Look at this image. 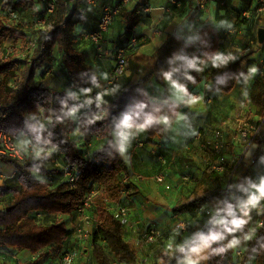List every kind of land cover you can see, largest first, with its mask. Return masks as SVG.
Here are the masks:
<instances>
[{"label": "trees", "instance_id": "obj_1", "mask_svg": "<svg viewBox=\"0 0 264 264\" xmlns=\"http://www.w3.org/2000/svg\"><path fill=\"white\" fill-rule=\"evenodd\" d=\"M21 1L27 0L0 2V10L3 11V17L0 18V38L26 36L21 30L6 27L7 20L17 21L19 19L20 13L17 5ZM28 1L38 13L40 23L44 25L37 30L36 38L29 40L28 50L21 53L22 60L14 55L7 60H0V76H3L0 80V131L12 134L19 140L25 138L23 144L32 143L36 147V152L23 165L7 162L20 170V181L30 187L36 175L53 177L56 172L52 166L55 164L61 167V164L66 163L80 169V179L75 186L62 182L55 188L40 190L39 194L46 203L45 212L49 214L46 220H54L51 215L59 213L83 216L79 209L85 203L86 195L94 184L96 195L90 210L93 206L96 208L95 217L99 224L94 232L91 247L97 264H112L113 261L118 264H138L137 251L125 240L124 224L116 213L109 209V205L113 208V204L120 200L125 204V199H122L121 181L123 176L130 175L129 167L113 139L114 133L119 130L115 120L117 114L128 113L132 117L130 123L135 127L144 128L149 137H162L163 127L159 119L165 113L175 115L173 110L176 106L165 103L169 101L167 95H163L158 100L151 97L146 88L151 80L154 79L157 83L163 84L164 79H169L179 85L188 95L208 80L212 82V87L207 96L215 98L218 94L231 93L246 70L241 66V59H235V54H228L225 58L213 62L207 70L204 69V63L213 60L221 48V37L211 24L200 26L198 37L193 41H186L177 34H169L164 44L154 54L152 65L145 68V75L117 97L112 108H107L102 103L96 104L98 107L91 111L94 116L89 136L107 139V142L102 148L90 154V159H87L73 138L76 122L66 118L70 108H73V103L77 100L76 95L65 90L53 89L49 84L55 78H66L62 75L63 71L67 73V80L72 79L88 84L98 81L89 72L86 59L77 49V45H80L82 41L91 44L85 36L94 28L88 32L80 29L82 27L80 25H83L86 19L79 8L81 5L88 6L81 1H78L74 8L59 3L52 13H47L43 8V1ZM9 10H15L17 17H11ZM96 12L99 16V12ZM124 12L121 15H124ZM126 17L124 35L131 38L139 24V18L134 12L128 13ZM97 21L99 22V18ZM106 37L107 35L103 44L105 55L99 60H104L108 54V49L105 47ZM91 45L95 48L93 44ZM135 46L125 44L111 49L115 65L118 49H125L127 60L128 49ZM18 65L25 66L22 74H14L15 66L19 67ZM55 73L58 75L55 76ZM108 76L104 89H107ZM16 78H20V81L16 82ZM250 100L261 107L257 113L260 118L257 127L259 132L255 135L253 131L251 134L255 136L253 141L257 145L255 157L259 159L264 156V77L252 90ZM101 111L106 112L100 116ZM111 111L116 112L113 119H111ZM39 114L50 120L47 127L37 122L36 118ZM160 154L165 155L162 152ZM225 166L231 172L234 171L233 178H237L238 185L242 184V188L237 189L231 184L235 180H230L232 182L229 184V193H227L224 207L221 208V205L227 189L223 186V178L219 172H210L203 175L213 181L215 188L205 189L203 193L196 188L191 198L172 208L175 216L185 213L195 215L205 206L210 205L216 210L214 213L211 212L212 215L218 213L217 218L199 239H197V234L196 244L189 248L186 254L200 241H204L209 247L208 264H233V245L235 247L244 245L245 254L241 261L242 264H264V224L252 234V227H248L245 217L237 210L240 197L249 194L245 184L252 179V167L244 159L237 167L236 163L225 164ZM188 179L189 181L185 180L187 184L191 182L190 178ZM126 186L130 198L136 184L133 180ZM6 191L7 189H3L2 192L0 190V203L2 194ZM231 193L234 195L232 196ZM8 207L3 210V216L17 209L14 205L8 212ZM259 218L264 221V213L258 215ZM186 226L188 230L193 228L192 220H188ZM69 234L70 230L65 221L53 222L35 233H2L0 234V248L27 249L35 254L52 245H61Z\"/></svg>", "mask_w": 264, "mask_h": 264}, {"label": "crops", "instance_id": "obj_2", "mask_svg": "<svg viewBox=\"0 0 264 264\" xmlns=\"http://www.w3.org/2000/svg\"><path fill=\"white\" fill-rule=\"evenodd\" d=\"M138 1L135 7H127L124 12L125 14L134 12L135 16L139 18V24L132 37H126L128 40L126 44L129 45L131 39L135 37L143 36L147 40L128 49L127 71L114 85L104 89L105 80L115 65L113 53H111L113 48L109 41L112 38L113 29L111 28L112 30L107 34L105 40L108 54L104 60L97 59L95 48L91 44L82 41L80 45H77L78 51L86 59L89 72L98 79L97 82L84 83L83 86L79 85L76 80L58 77L51 81L49 86L74 95L84 89V96L87 98L93 97V94L96 93L104 106L112 108L116 98L145 75V68L152 65L154 54L164 44L169 34H177L186 41H193L198 37L200 26H207L208 24L217 29L221 37V48L213 60L204 63V69L207 70L213 62L225 58L228 54H235V59H241V66L246 70L244 76L229 94H218L215 98L208 97L207 93L212 87V82L208 80L196 87V91H191V94L200 92L205 96V101L202 100L199 103L191 100V94H185L179 85L169 79H164L163 84L157 83L154 79L151 80L146 85L151 97L158 100L163 95H167L169 97L168 104L171 103L176 106L173 110L175 115L165 113L159 119V123L163 127L162 137L151 138L144 128L135 127L131 123V126H126L122 120L125 116H130L128 113H118L115 118L119 130L114 133L113 139L129 167V174L136 184L132 196L127 200L125 199V204L123 203L129 209L128 221L124 223L123 227L125 240L137 251L138 264H170L175 253L184 245L193 244L200 228L212 220L211 215H207V211L213 212L212 205L205 206L201 212L195 215L185 213L175 216L172 211L173 207L191 198L193 191L198 188V184L200 186L206 184L201 171L207 161L204 149L214 146L216 141L220 143L219 138L216 139L215 131H232L236 127L240 128L245 125L251 129L253 120L259 118L257 113L261 107L251 102L250 94L259 80L264 77L262 71L264 43H260L258 40V31L264 28V18L260 22L256 16L248 20L242 16L243 8L248 0H224L226 6L213 3L209 12L201 15L195 11L190 0H179L181 5L179 7L173 6L171 13H166L160 9L165 5V0H153L155 9L149 14L139 15L136 12L137 7L145 2L149 3L151 0ZM92 10L94 11V9ZM121 16L117 19L118 21L121 20ZM97 23L98 21L96 25ZM80 26H84V24ZM121 30L123 32L117 34L118 36L125 34L124 28ZM185 107L188 108L187 111H183ZM200 132L203 135L197 139ZM24 139L20 138V141L23 143ZM90 140H92L94 147L93 152L102 148L107 142V139L96 136H91ZM236 141L238 143L237 138ZM230 143L236 147L238 145L236 142L231 141ZM152 150L164 153L168 159L165 171L170 189L161 186L156 180L159 172L164 168L152 156ZM256 150L257 145L255 144L241 155L252 167V179L248 184H245L248 193H252L258 184L264 183V156L256 159ZM228 156L233 157L230 153ZM252 160H255L253 165L250 164ZM20 174V170L14 165L0 159V190L2 192L3 189H7L2 194L0 203V234L8 232V225H10L3 221V210L7 206H14L16 198L25 191L22 188L24 182L19 179ZM185 178H190L191 182L185 183ZM194 178L198 179L196 183ZM237 185L238 181L233 186L237 189L242 188V184ZM212 186L208 188H215L214 184ZM47 215L49 214L45 212L42 219L46 221ZM51 216L54 217V220L46 221L48 222L46 227L65 218L67 228L70 230V234L61 245H52L35 254L27 249L0 248V264H29L33 262L37 264H60L64 251L68 249L76 254L75 264H97L91 247L94 232L97 229L94 219H90L88 222H91L87 226L88 237L82 240L73 234L75 219L80 215L71 216L59 213ZM188 220H192L193 228L187 229L181 235L180 241L176 243L175 229L177 224L184 221L187 225ZM257 220L258 215L256 213L245 217L249 228L254 227ZM19 224H16V227H19ZM151 224L162 229L164 233V239L154 246H148L141 242L142 233ZM17 234H23V232ZM63 248L64 251H62ZM193 249L186 254L185 264H208V245L204 241H200ZM112 264L118 263L113 261Z\"/></svg>", "mask_w": 264, "mask_h": 264}, {"label": "built area", "instance_id": "obj_3", "mask_svg": "<svg viewBox=\"0 0 264 264\" xmlns=\"http://www.w3.org/2000/svg\"><path fill=\"white\" fill-rule=\"evenodd\" d=\"M38 1V0H32ZM44 2L43 8L46 10L47 13H52L59 3H64L69 8H74L78 1L84 2L88 7L95 9L99 12V22L97 26L89 32L85 39L93 44L96 49L98 59H103L105 55L104 51V39L105 36L110 32L112 26L116 22L118 16H120L126 8L136 0H40V2ZM195 11L198 14H204L209 12L210 7L213 3H218L221 6H226V2L224 0H190ZM181 5L179 0H167V3L160 8L166 13L172 12V7L176 6L179 7ZM155 8L152 7L149 3L145 2L141 4L138 9L136 10L137 14L145 15L151 13ZM9 15L11 17L16 18L17 13L15 10H9ZM242 16L246 19H250L253 16H256L257 19L262 21L264 18V0H248L246 5L243 8ZM3 17V11L0 10V18ZM199 21V19H198ZM44 22V21H41ZM147 38H132L130 44L135 46L138 44H142L146 42ZM116 65L114 70L109 74L108 79L106 81V87H110L126 72L127 67V60L125 56V49L120 48L117 50L116 53ZM262 71L264 72V61H262ZM16 82L20 81V78H16ZM15 87V85H13ZM191 100L195 103H199L202 100L205 101V96L203 93L197 92L192 93L190 96ZM124 120H122L123 122ZM239 137L237 138L238 142L248 143L246 150H248L251 145L253 144L254 137L249 141V135L251 129L245 125L244 127H240L238 129ZM255 135L259 132V128L254 130ZM202 133H198L197 139L202 137ZM221 131H215L216 139L221 136ZM217 141L214 144L215 148H218ZM36 147L32 143H25L23 144L16 136L9 134L5 131H0V159L5 161L15 162L17 164H25L29 157L32 154H35ZM152 156L156 159L157 163L164 169H162L156 180L158 184L165 186L166 189H170V185L167 182V173L165 171V167L168 165V159L165 155L160 154L158 150L151 151ZM87 159H90V154L85 156ZM241 158V157H240ZM244 159V158H243ZM240 160V159H239ZM224 162L225 158L221 159V164L213 165L211 167V172H223L224 171ZM239 162V161H238ZM251 165L255 164V160L250 162ZM237 165V164H236ZM62 172L66 178V181L75 186L81 175L80 169L76 166L63 163L61 164ZM234 171L231 173V177L233 176ZM186 181H189L188 178H185ZM133 181V177L131 175H125L122 177V199L129 198V194L127 191V186ZM230 186V185H229ZM229 186L227 188V193H229ZM96 195V185L91 186L90 192L86 195V201L83 206L79 209L80 214H85L88 209L91 208L93 199ZM233 196L234 194L231 193ZM239 205H238V212L243 215L244 217L256 213L258 215H262L264 213V183H260L256 186V189L245 196L240 197ZM113 209L115 210L116 216L122 221V223H127L128 221V213L129 209H127L122 200L115 202L113 204ZM207 215H212L210 211H207ZM218 213L212 215V220L210 223L203 225L198 233L197 239H199L209 228L211 223L217 218ZM89 217L86 216L85 225L89 222ZM264 224L262 219H258L256 221V225L252 227L251 233L254 234L259 228H261ZM83 223H78L74 226L73 234L77 235L78 239H85L88 237V230L87 227ZM187 226L184 221H180L175 229V235L177 237L176 243H178L181 239V235L186 232ZM164 239V233L162 230L151 224L147 226L145 231L141 235V242L148 246H154L159 244ZM192 244H186L181 247L175 255L172 257L171 264H185V257L186 252L190 248ZM242 255V253H239ZM76 254L68 249L64 251L60 264H75Z\"/></svg>", "mask_w": 264, "mask_h": 264}, {"label": "rangeland", "instance_id": "obj_4", "mask_svg": "<svg viewBox=\"0 0 264 264\" xmlns=\"http://www.w3.org/2000/svg\"><path fill=\"white\" fill-rule=\"evenodd\" d=\"M14 1L17 2L18 0H14ZM117 1L118 0H115V2ZM0 2H12V0H0ZM138 2H139L138 0L134 1L128 7H131V6L135 7ZM165 2L167 3V0H165ZM149 3L152 7L155 6L153 3V0H151ZM17 7L20 13L19 19L17 21L7 20L6 27L21 30L25 32L26 36L25 37L18 36V37L0 38V60H7L12 55L16 56L19 60H22L23 57H20L21 53L28 50L29 40L36 38L37 30L42 28L44 25L40 23V17L38 16V13L34 10L33 5L28 0L23 1V2L21 1L20 3H18ZM79 10L81 11L82 16L86 19L84 26H82L80 29L84 30L85 32L92 30L93 26L96 25V22L98 20L97 12L95 10L93 11L92 9L86 7L85 5H81ZM127 14H124L121 16V20L123 19L122 21L117 20L120 17L118 16V18L116 19V21L118 22L116 24L114 23V25L112 26V29H113V30L111 29L112 38L109 41L113 49H116L119 46H122L128 43V40L125 35L118 36L119 34L123 32V30L121 29L124 28L125 30L124 25H125V20L127 18L126 17ZM24 68H25L24 65H21L19 67L15 66L14 74L16 73L22 74ZM127 68H128V63H127ZM54 75L57 76L58 74L55 73ZM62 75L68 78L67 73H65V71L62 72ZM41 76L44 77L43 75ZM2 79H3V76H0V80ZM78 82H79V85L84 86V83L82 81H78ZM93 95H94L93 97L87 98L86 96H84V89H81V91H79L75 96L77 100L73 103V108H70L69 115L66 116L67 119L74 120L76 122L75 129L73 132V138L77 142V144L80 146L81 150L84 152L85 155L92 154L93 149H94L92 140H90V136H89L90 125L92 124V120L94 116V114H92L91 111L98 107L96 106V104H102V103H98L99 99L97 97V94L94 93ZM105 112L106 111H101L100 116L103 115ZM37 116L38 117L36 118V120L39 123V125L47 127L50 124V120L48 118H44L42 114H39ZM259 120H260L259 118L253 120L254 123L251 127L249 141L253 137L251 135L252 132L258 127ZM238 129L239 128L236 127L232 131L221 130L222 135L219 137L220 145H218V148H215L214 146H212V147H206L204 149V153H206L207 155L206 156L207 161L204 163L203 167L201 168V171L203 172L202 173L203 179L206 180L204 181V183H206L205 184L206 186L205 185L200 186L198 184L197 186L199 188L198 189L199 192L203 193L205 189H210L208 187H213L212 186L213 181L205 178L203 174L204 173L209 174L211 172V167L213 165L221 164L222 158H225L224 171L222 172L223 174L222 173H219V174H221V177L223 178L222 179L223 186L227 189L230 182H232L230 181L231 179L236 180L233 182L237 183V178H233V176L231 177L232 172L227 169L225 164H230V165L233 163L237 164L242 153L246 150V147L248 145V143H244V142L237 143L236 138L239 137ZM231 141L234 143L236 142L238 144L237 147L234 144L233 146L230 143ZM254 145L255 143H253L251 147H253ZM232 147H233V152H232ZM229 153L233 155V157L228 156ZM52 168H54L56 172L53 175V177L48 178L42 175H36L35 179L33 180V185L31 187L28 186L24 182V185L22 186V188L25 191H23L21 196H18L14 202V205L17 206V210L12 212L11 215L4 214L3 216L4 217L3 221H5V223L10 224L8 225V232H14V233L15 232L17 233L18 232H23V233L24 232H27V233L38 232L40 230H43L46 227V223L48 222H46L47 220L45 221L44 219H42L44 218V215H45L46 203L41 198L39 192L40 190L44 188H55L60 183L67 182L61 170V167L58 164L53 165ZM194 181L196 183L198 179L194 178ZM184 182L186 183L185 180ZM233 182L231 184L234 185ZM109 209L115 212V210L110 205H109ZM212 211H213L212 213L216 211L214 206L212 207ZM86 216L89 217V219H92V220L94 219L93 221H95L94 222L95 226L96 225L98 226L99 222L95 217L96 208L94 206L91 210L88 209L87 212L83 216L80 215L79 217H77L75 219V223H76L75 225H77L78 223H83L85 225ZM61 220L65 221V218H62ZM90 223H87L85 226L87 227L88 225H90ZM16 224H19V227H16ZM20 226L25 227V229H22V227ZM4 230H7V229L4 228ZM232 249H233V255H234L233 264H242L241 261L245 254L244 253L245 246L241 245L239 247H235L233 245ZM107 250L111 254V250L109 248ZM239 253H242V255H239ZM248 264H251V263H248Z\"/></svg>", "mask_w": 264, "mask_h": 264}, {"label": "water", "instance_id": "obj_5", "mask_svg": "<svg viewBox=\"0 0 264 264\" xmlns=\"http://www.w3.org/2000/svg\"><path fill=\"white\" fill-rule=\"evenodd\" d=\"M258 40H259L260 43H264V28L259 29V31H258ZM165 103L168 104V102H165ZM187 110H188V108L185 107L183 111H187ZM115 114H116L115 111H111V119L114 118ZM263 123H264V120H263ZM242 160H243V156L240 158V160H239V162L237 163L236 167L242 162ZM236 167H235V168H236ZM226 200H227V192H226L225 198H224V200H223V203H222V205H221V208L224 207V205H225V203H226ZM11 209H12V207H9V208H7V211L9 212ZM195 244H196V242H194V243L190 246V248L193 247Z\"/></svg>", "mask_w": 264, "mask_h": 264}, {"label": "clouds", "instance_id": "obj_6", "mask_svg": "<svg viewBox=\"0 0 264 264\" xmlns=\"http://www.w3.org/2000/svg\"><path fill=\"white\" fill-rule=\"evenodd\" d=\"M132 117L131 116H125L123 123L126 126H131L130 121H131ZM212 239H215V237H212Z\"/></svg>", "mask_w": 264, "mask_h": 264}, {"label": "snow or ice", "instance_id": "obj_7", "mask_svg": "<svg viewBox=\"0 0 264 264\" xmlns=\"http://www.w3.org/2000/svg\"><path fill=\"white\" fill-rule=\"evenodd\" d=\"M193 251H196V249H193Z\"/></svg>", "mask_w": 264, "mask_h": 264}]
</instances>
